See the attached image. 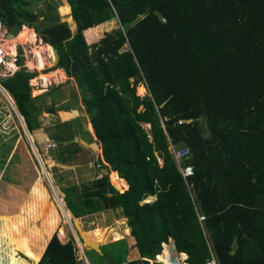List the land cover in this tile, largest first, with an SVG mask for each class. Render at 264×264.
<instances>
[{
  "label": "trees",
  "instance_id": "1",
  "mask_svg": "<svg viewBox=\"0 0 264 264\" xmlns=\"http://www.w3.org/2000/svg\"><path fill=\"white\" fill-rule=\"evenodd\" d=\"M36 1L0 0V19L8 28L27 23L56 47L52 68L64 66L75 83L65 105L83 101L101 166L118 173L116 188L127 185L117 191L98 167L91 180L59 189L71 220L118 209L130 231L102 244L96 258L85 245L90 264H120L131 241L125 264H170V237L184 264H203L210 252L216 264H264V0H67L60 10L76 30L49 12L51 3L28 8ZM110 18L116 26L87 42L83 30L89 37ZM20 52L18 45V68L0 84L32 134L42 112L64 106L56 108L59 85L31 95L36 71L22 66ZM73 122L43 131L63 145ZM182 145L192 167L184 179L171 153ZM14 243L33 264H85L74 236L62 240L57 229L41 245Z\"/></svg>",
  "mask_w": 264,
  "mask_h": 264
},
{
  "label": "rangeland",
  "instance_id": "2",
  "mask_svg": "<svg viewBox=\"0 0 264 264\" xmlns=\"http://www.w3.org/2000/svg\"><path fill=\"white\" fill-rule=\"evenodd\" d=\"M61 2L62 0H38L36 1V4L28 6V8L39 11L40 9H45L46 4L51 3L53 6L51 9H49V12H57L59 14V11H61L59 4ZM45 10L47 11V9ZM69 16L72 17L71 15ZM39 20L40 19L36 21L39 22ZM72 21L73 18L68 19V22L74 29L76 25H74ZM20 26L18 28H21ZM115 26L116 20L114 18L105 19L101 21L98 26L94 27L95 31L92 30V32L94 31L98 33L102 31L103 33L104 31H108ZM18 28L9 27V31L7 30V32L11 31L12 33L16 34ZM22 30L23 28L20 29V31ZM33 33L36 32L34 31ZM36 36H38V34H36ZM14 57L15 53L12 55L10 54L9 61L12 59L14 63ZM39 65L36 66V68L40 69L42 65H40V68ZM14 68L13 66L12 68L10 65L8 66V69L10 70H14ZM41 70L43 71L42 73L47 75V77L55 76V81L51 79V84L53 82L56 84H61L65 83L66 81L65 77L67 78V76L66 74L61 76V70L59 66L55 69H53L52 66H45V69L41 68ZM52 70L57 71L54 73L55 75L52 73ZM38 77L39 73L35 72L33 77L30 79V83L32 84V96L40 94L39 92L41 91L38 88V83H36L38 82V79H36ZM66 84V88L71 86L70 83ZM0 90L3 92L2 93L0 91V264H33L36 260L26 256L24 246L23 248H15L14 244L16 243L14 242L16 239L24 237L30 240L31 244L41 245L46 241L47 236L54 229H58L57 231L63 240H65L69 234H72L76 237L78 236L73 225L74 219L70 220V213L69 215L65 213L59 204V200L63 203L61 198L62 196H60V199L59 197H56L54 190L47 181V176L45 174L47 171L45 165H51L55 159V153H61L64 161H62V158L55 159L56 163L51 169L52 172H47L49 179L52 181L53 175L55 180L59 183L65 182L66 184H72L79 183L80 181L85 182L84 180H87L86 177L89 175L87 171L91 169L89 165H92L91 161L88 163L89 165L86 164L87 162L85 161L87 158H91V153L89 152H96V150H93L92 148L87 150L86 148H83V146L80 150L81 144H76V141L74 140H66L64 141L63 145L59 144L58 146L56 141L50 140V142L55 145L48 147L47 142L49 140H47L45 137L47 132L50 131L47 130L48 128L51 127L53 129L56 127V125L53 124L55 115H49L42 112L39 115L42 124L41 129L35 130L34 133L30 134L27 129H25L26 127H23L25 125L22 117L19 116L13 100L9 94H7V91L5 89L3 90L1 84ZM63 93L64 90L62 87L60 90V95H62L59 97V99H63ZM136 93L140 96H143L146 93V90L143 86L138 85L136 87ZM42 101L45 105L51 104V99L49 96L42 98ZM67 103H69V99L61 102L60 104L64 105ZM78 105L79 103L77 106ZM78 116L80 119L79 122L74 121L70 127L72 130V136L76 135L73 133L74 127H79L82 130L78 131V135H81L83 138L87 139L85 130H83L84 128L86 129L84 124H87L88 122L87 116L81 115L80 113ZM43 129L47 130V132L42 131ZM64 147H71L75 149V156H78L79 159L78 164L73 167H68L67 164L71 162L74 153H72V151H67ZM108 180L110 181L109 177ZM124 185V189H126V183ZM113 188L118 191L124 190L123 186H119L118 188L113 186ZM54 189L57 191L56 194L60 193L56 187H54ZM44 203L50 204V206L48 205L45 210L43 209ZM54 205L56 209L54 208ZM63 207L66 210L65 205H63ZM78 218L81 220L80 217ZM80 225L86 236L88 238L97 240L101 247L102 244L119 237L120 234L123 233L124 221L122 220L118 210H109L106 215L102 214L101 212H96L82 217V223H80ZM105 225H109L107 229L104 228ZM97 226L101 227L100 229H97L98 233H96V230H94V228ZM112 230L114 231L113 235L110 232ZM118 234L119 236H115ZM79 243L80 246L76 244L78 245L79 254L81 255V258L84 259V263L88 264L89 260L87 256L84 257L82 254V250L84 251V248L86 249L85 245L87 246V244L84 241L80 242V240ZM123 247L125 249L126 255L124 254L120 257V264H125L127 261L133 260L131 259L132 256L130 254V250L132 248L128 247V243ZM113 248L114 246L112 249ZM41 249L42 250L39 251V254L41 252L42 255V252L45 248L43 247ZM89 249H92L90 250V256L96 258V252L98 251L88 247L86 251L87 254ZM104 262L105 263L103 264H109L107 261Z\"/></svg>",
  "mask_w": 264,
  "mask_h": 264
},
{
  "label": "crops",
  "instance_id": "3",
  "mask_svg": "<svg viewBox=\"0 0 264 264\" xmlns=\"http://www.w3.org/2000/svg\"><path fill=\"white\" fill-rule=\"evenodd\" d=\"M63 4H67L68 6H69V4H68V2H67V0H62V2L59 4V7H61ZM70 7V6H69ZM70 10V9H69ZM59 16H61L60 17V19L61 20H64V19H66L67 17H68V15H64L63 13H62V11H59ZM69 15H71L70 13H69ZM67 21H68V19H66ZM73 23H74V21H72ZM69 23V22H68ZM70 24V23H69ZM98 24L99 23H97V24H95V26H98ZM22 25H27V23H22ZM74 25H75V23H74ZM28 26V25H27ZM94 26V25H93ZM31 27V26H30ZM70 27H71V24H70ZM89 27H91V26H89ZM5 28L8 30V26H6L5 25ZM75 28H76V26H75ZM73 29L72 27H71V29L72 30H76V29ZM88 28V27H87ZM20 29L21 28H18L17 29V33L16 34H18V32L20 31ZM31 29L33 30V32H34V29L31 27ZM90 28H88V29H84L83 30V33H84V36H86L85 37V39L87 40V42H92V41H95V40H97L100 36H101V34H102V31L101 32H98V33H96V32H92L91 31V35L87 38V31L89 30ZM9 31V30H8ZM11 32V31H10ZM10 32H8V33H10ZM16 34H14L13 33V35H16ZM26 40H30V39H26ZM19 41H22V40H19ZM46 43H48V42H46ZM15 50H16V43H15ZM59 68H60V66H59ZM16 68H14V70H15ZM60 70H61V76L62 75H64V74H66V72H65V70H62L61 68H60ZM53 72V74L55 73V72H57V71H55V70H52ZM42 70H36V73H39V77L38 78H36V79H38V81H39V79H41V76H45L46 74H42ZM55 75V74H54ZM67 76V75H66ZM43 78V77H42ZM52 79H53V81H55V76H53L52 77ZM65 79L67 80L68 79V76H67V78L65 77ZM67 81H65V83H61V84H56V83H52V84H50V85H47V86H44V85H40V84H38V88L41 90L39 93L41 94V93H44V92H46L47 90H49L52 86H57V85H59L60 86V88L62 89V87H63V90H64V93H63V99L62 100H64V101H66V100H68L70 97V92H71V90H72V86L73 85H75V83H74V80L73 79H70V84H71V86H69V87H67L66 88V86H67ZM66 85V86H65ZM141 86H143V85H141ZM144 87V86H143ZM145 89V88H144ZM66 94V95H65ZM48 96V95H47ZM51 99V98H50ZM64 101H60L59 103L57 102V107L56 108H58L59 106H64V105H62V104H60L61 102H64ZM44 113H46V114H49V115H55V118H54V121H53V124L54 125H56V124H58V123H61V122H65V121H71V120H73V121H77V122H79V113L81 114V115H86L87 116V114L84 112V106H83V101H79V105L77 106V104H71V105H67L66 107L64 106L62 109H55V111L53 112V113H47V112H44ZM87 120H88V122H87V124H84L85 125V127H86V129L84 128L83 130H85V133H86V135H87V139H85V138H83L81 135H78V131L79 130H82V129H80L79 127H74V130H75V128H76V130L74 131L73 130V133L74 134H76V135H74V137H73V139H70L71 137V135L69 134V133H67V136L69 137V139L68 140H74V141H76V142H78L79 144H81V146H80V150H81V148H82V146H83V148H86L87 150H90V148H92L93 150L95 149L96 150V152L95 151H90L89 153H91V158L90 159H86V161L85 162H87L86 164H88L90 161L92 162V165H89V167L91 168L89 171H87V173H89V175H88V177H86V179L87 180H84V181H89V180H91L94 176H95V173H96V171H97V165H100V171L102 172V173H104V170H106L105 168H103L102 166H101V162L103 161V156H102V152H101V148H100V144L97 142V139H96V136H95V134H94V130L92 129V126H91V123L89 122V118H88V116H87ZM56 121V122H55ZM49 124V123H48ZM52 124V123H51ZM53 125V126H54ZM76 126H77V124H76ZM43 131V130H42ZM88 134H89V136H88ZM77 135H78V137H77ZM80 136V137H79ZM47 140H51L50 138H49V136H47L46 135V137H45ZM36 140V139H35ZM83 142H82V141ZM87 140H90V141H87ZM53 141V140H52ZM91 149V150H92ZM75 156V155H74ZM99 158H101L102 159V161L100 162V159ZM51 162V161H50ZM78 162H79V159H78V156H76V159H75V161H74V159L72 158L71 159V162L69 163V164H67L68 165V167H73V166H75L76 164H78ZM104 163V162H103ZM92 170V171H91ZM107 171V170H106ZM86 173V174H87ZM107 175H108V177H109V179L111 180V184L113 185V184H115V183H117V181H118V173L116 172V171H107ZM52 178H53V180L51 181L50 180V182L52 183V185H53V189H54V187H56L57 188V190H59L60 188H61V186L63 187L64 185H71V184H66L65 182L64 183H59L58 181H56L55 180V178H54V176L52 175ZM81 182H83V181H80L79 183H81ZM79 183H72V184H79ZM125 183V182H124ZM122 186H123V189L125 188V185L124 184H121ZM114 186V185H113ZM115 187V186H114ZM118 191V190H117ZM57 193V191H55V189H54V194H56ZM58 197V196H57ZM155 197L154 196H150V197H148L147 199H145V201H151V200H153ZM59 199H60V197H59ZM53 204V203H52ZM59 204H60V206H61V208L63 207V203L60 201L59 202ZM54 208L56 209V207H55V205H54ZM64 211H65V213H67V211L64 209V207L62 208ZM114 210H118V209H114ZM108 211L109 210H105L104 211V213H103V211H101V213L102 214H107L108 213ZM119 211V210H118ZM68 214V213H67ZM69 215V214H68ZM80 218H81V216H80ZM123 220V219H122ZM81 222L80 223H82V218H81V220H80ZM124 221V220H123ZM109 225H105L104 226V228L105 229H107V227H108ZM101 227L99 226H97L96 228H94V230L96 229H100ZM58 230V229H57ZM77 232V231H76ZM93 232H95V231H93ZM111 232V234L113 235L114 234V231L112 230V231H110ZM128 232H130V231H128V227L126 226V224H125V221H124V228H123V233L122 234H120V236H119V234L118 235H115V236H119V237H127L128 236ZM78 233V232H77ZM69 236V235H68ZM59 237H60V235H59ZM119 237H117V238H119ZM61 238V237H60ZM115 238V237H114ZM117 238H115V239H117ZM170 238H172V237H170ZM62 239V238H61ZM67 239V238H66ZM114 240V239H113ZM96 241V240H95ZM163 243H168V242H163ZM128 247H131L132 248V250L133 249H135V247H134V242L133 241H131V243H128ZM132 250H130V252H132ZM177 254L180 256V260H181V262H182V264H184V262H183V260L185 259V257H186V255L184 254V252H182V251H179V252H177ZM181 255H183V257H181Z\"/></svg>",
  "mask_w": 264,
  "mask_h": 264
},
{
  "label": "built area",
  "instance_id": "4",
  "mask_svg": "<svg viewBox=\"0 0 264 264\" xmlns=\"http://www.w3.org/2000/svg\"><path fill=\"white\" fill-rule=\"evenodd\" d=\"M24 27L25 28H31L30 26H27V25H21V28H24ZM11 37L8 35L6 28H5V25L2 22V20L0 19V79L11 75L18 68V65L16 63V57L18 54V45L21 46L20 54L22 55V66H24V68L27 71L41 70V68L45 69V66L55 65L54 62H52V59L54 58V54H53V50L51 48V50H46V51L41 52L43 65L41 66L40 69L36 68V66H38L39 55L36 54V52L34 50H32V47L36 43H39L40 41H42V38L40 36H36V33H34L33 39L29 40V43L19 41V40L16 42V50H15V57H14V65H15L16 69L15 70L8 69V66H9L8 62H9V56H10L8 46H9V40ZM36 40H38V41H36ZM33 69H36V70H33ZM50 81L51 80L48 77L47 80H45L44 78H41L36 83H38L40 85L47 86V85L51 84ZM30 85H32V84L30 83ZM3 90H4V88H3ZM54 145L55 144L51 143L50 141L47 142L48 147H51ZM171 153L174 157L175 163L178 166V169H179V172H180L182 178L184 179L185 177L190 176L192 174V167L190 164L183 162V159L189 155L188 147L184 146V145H182L180 147H176V148L171 147ZM179 162H181V165H179ZM97 167H100V165H97ZM45 174L48 177L47 172ZM78 245L80 246L79 243H78ZM82 254H83V250H82ZM84 257H85V255H84ZM203 264H216L215 258L211 254V252L209 254V257L204 261Z\"/></svg>",
  "mask_w": 264,
  "mask_h": 264
},
{
  "label": "water",
  "instance_id": "5",
  "mask_svg": "<svg viewBox=\"0 0 264 264\" xmlns=\"http://www.w3.org/2000/svg\"><path fill=\"white\" fill-rule=\"evenodd\" d=\"M10 35H13V33L10 32ZM51 48H52L53 54H54L53 61H54V64L56 65L58 63V61H59V52H58V50L56 49V47L54 45H51ZM60 68L62 70H64V66L61 65ZM22 126H23V124H22ZM23 127H25V126H23ZM25 133H26V130H25ZM103 174L107 175V171L104 170ZM47 181H48L49 185L51 186V188L53 189V185L50 182V179L48 177H47ZM56 197H57V195H56ZM73 222H74L73 224H74V227H75L76 231L78 232L79 237L87 244V246L95 249L96 251L99 252V254H102L100 243L98 241H95V242L91 241L90 239L86 238L85 235L83 234L82 227L78 224V223H80V219L78 217H76V218H74ZM168 244L170 246V252H171L170 257H169L170 264H182V262L180 260V256L177 254V248H176V245H175V242H174L173 238H169Z\"/></svg>",
  "mask_w": 264,
  "mask_h": 264
},
{
  "label": "bare ground",
  "instance_id": "6",
  "mask_svg": "<svg viewBox=\"0 0 264 264\" xmlns=\"http://www.w3.org/2000/svg\"><path fill=\"white\" fill-rule=\"evenodd\" d=\"M30 30V31H28ZM33 30L31 28H23L22 31L18 32V34L14 35L13 37L10 38L9 40V52L10 54H14L15 53V43L18 41V40H22L23 42H26V43H29V40H26V39H30L32 40L33 39ZM32 50H34L36 52V54L39 55V59H38V65H43V60H42V56H41V52L42 51H46V50H51V45L49 43H46L44 41H40L39 43H36L33 47H32ZM54 59V58H53ZM52 59V62H54ZM9 65L13 66L14 68V63H13V60L10 59V61L8 62ZM40 65H39V68H40ZM43 74V73H42ZM44 78L45 80L48 79L47 75L45 76H41V78ZM50 80L52 79V77H49ZM60 202V200H59ZM63 208V207H62ZM80 225V223H78ZM81 226V225H80ZM83 234L85 235L84 231H83ZM86 238H88L86 235H85ZM90 239V238H88ZM91 241L95 242V240L93 239H90ZM165 244H168V243H165ZM181 257H183V255H181Z\"/></svg>",
  "mask_w": 264,
  "mask_h": 264
},
{
  "label": "clouds",
  "instance_id": "7",
  "mask_svg": "<svg viewBox=\"0 0 264 264\" xmlns=\"http://www.w3.org/2000/svg\"><path fill=\"white\" fill-rule=\"evenodd\" d=\"M3 22V21H2ZM5 25V24H4ZM22 25V24H21ZM21 27V26H20ZM6 31H7V29H6ZM8 33V32H7ZM8 35L11 37H13L14 35H10V33H8ZM57 195V194H56ZM71 220V219H70ZM74 225V224H73ZM74 229H75V227H74ZM75 232H76V229H75ZM59 234V233H58ZM76 234H78L77 232H76ZM78 237V238H77ZM74 236V238L76 239V244H78L79 243V235L78 236ZM63 240V239H62ZM81 242V241H80ZM80 244V243H79ZM83 254L85 255V257H86V254H85V251H83ZM89 262V263H88ZM87 263L88 264H90V261H88ZM86 264V263H85Z\"/></svg>",
  "mask_w": 264,
  "mask_h": 264
}]
</instances>
